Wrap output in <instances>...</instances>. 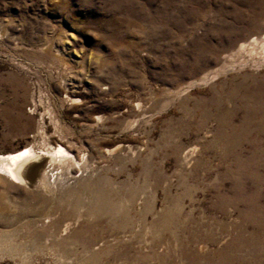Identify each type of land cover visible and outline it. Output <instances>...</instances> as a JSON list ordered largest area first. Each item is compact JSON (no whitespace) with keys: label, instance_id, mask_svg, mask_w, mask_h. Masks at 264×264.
Listing matches in <instances>:
<instances>
[{"label":"rangeland","instance_id":"rangeland-1","mask_svg":"<svg viewBox=\"0 0 264 264\" xmlns=\"http://www.w3.org/2000/svg\"><path fill=\"white\" fill-rule=\"evenodd\" d=\"M26 146L71 156L0 174V264H264V0H0Z\"/></svg>","mask_w":264,"mask_h":264},{"label":"bare ground","instance_id":"bare-ground-1","mask_svg":"<svg viewBox=\"0 0 264 264\" xmlns=\"http://www.w3.org/2000/svg\"><path fill=\"white\" fill-rule=\"evenodd\" d=\"M70 156L71 154L62 146L53 147L49 150L46 149L39 151H35L32 146H26L14 152L0 154V174L8 177L13 181L26 182L24 179V173L28 171V168L33 163L41 161L43 159H46L47 163H52L56 160L57 157H59L58 160H61L62 158H68ZM22 166H24V169L21 168ZM20 169L23 170L21 171ZM38 176L39 177L35 179L36 183H43L45 172H43L42 170V172ZM73 204H76L75 200ZM100 209L111 212L112 205L107 198H104L102 195L98 194L97 200H93L91 211H99Z\"/></svg>","mask_w":264,"mask_h":264}]
</instances>
